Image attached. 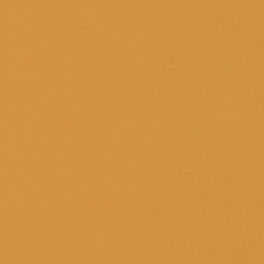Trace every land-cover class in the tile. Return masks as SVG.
<instances>
[{
	"label": "water",
	"instance_id": "95a60500",
	"mask_svg": "<svg viewBox=\"0 0 264 264\" xmlns=\"http://www.w3.org/2000/svg\"><path fill=\"white\" fill-rule=\"evenodd\" d=\"M0 264H264V0H0Z\"/></svg>",
	"mask_w": 264,
	"mask_h": 264
}]
</instances>
